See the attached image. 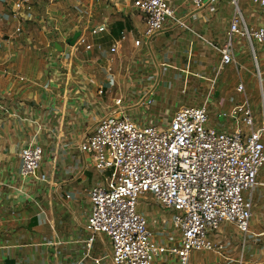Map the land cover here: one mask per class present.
Here are the masks:
<instances>
[{
  "label": "crops",
  "instance_id": "0c3cea01",
  "mask_svg": "<svg viewBox=\"0 0 264 264\" xmlns=\"http://www.w3.org/2000/svg\"><path fill=\"white\" fill-rule=\"evenodd\" d=\"M13 1H0V264H113L108 236L97 234L86 250L89 190L107 185L110 173L103 185L99 177L109 170H96L92 155L80 150L79 143L117 97L124 103L127 99V107L145 105L144 98H151L157 108L163 92L158 84L146 82L148 71L155 69L152 74L157 77L158 67L176 61L170 55L182 45L184 60L192 55L200 59L202 48L220 40L215 34L218 16L231 19L234 12L219 5L223 0L198 8L188 0H172L177 16L189 21V29L183 28L184 40L177 36L182 31L175 27L180 26L167 21L148 43L135 46L144 23L131 0H31L27 16L14 12ZM252 6L264 15L248 0L238 4L242 15ZM252 17L251 27L264 26L262 16ZM99 26L103 30L92 33ZM77 31L74 44L65 43ZM255 43L262 48V57H256ZM193 45L199 49L193 50ZM251 45L257 66V58L263 65L261 79L264 44L253 40ZM233 54L235 58L234 50ZM158 58L162 62L157 64ZM118 67L127 75L124 82ZM134 94L141 100L130 103L127 96ZM164 110L157 108L154 117L136 119L166 120ZM220 127L230 129L225 124ZM32 145L43 150L37 175L45 180L20 174L18 152ZM262 227L257 233L250 229L248 235H264Z\"/></svg>",
  "mask_w": 264,
  "mask_h": 264
},
{
  "label": "built area",
  "instance_id": "2783aa9c",
  "mask_svg": "<svg viewBox=\"0 0 264 264\" xmlns=\"http://www.w3.org/2000/svg\"><path fill=\"white\" fill-rule=\"evenodd\" d=\"M171 1L131 0L144 23L135 46L148 43L167 21L189 29ZM188 1L198 8L214 0ZM240 1L229 0L235 10L227 41L217 48L219 69L235 62L233 35L264 44V26L254 28L244 22ZM248 1L264 13V0ZM11 5L14 12L27 16L32 2L14 0ZM102 30L99 26L92 33ZM236 89L245 93L242 84ZM150 103L151 98L145 99V104ZM127 108L122 97L115 98L111 109L79 143L80 150L92 155L96 170L110 171L107 185L89 190L86 250L97 234H104L111 242L113 264H188L193 250L216 249L212 232L224 223L234 224L245 236L250 234L252 191L264 167V119L255 128L246 95L228 112L217 113L230 120L231 129L208 125L206 102L179 106L171 118L148 123L138 121ZM42 155L39 145L21 148L20 174L45 180L44 175H37ZM146 194L171 211V224L179 234L176 244L155 239L147 219L137 211L138 199Z\"/></svg>",
  "mask_w": 264,
  "mask_h": 264
},
{
  "label": "rangeland",
  "instance_id": "374dc122",
  "mask_svg": "<svg viewBox=\"0 0 264 264\" xmlns=\"http://www.w3.org/2000/svg\"><path fill=\"white\" fill-rule=\"evenodd\" d=\"M216 2L213 4V9L217 11L218 3ZM219 5L225 6L226 11H229L230 14L234 12V7L228 0H223ZM243 14L244 22L249 27L255 23L253 15L262 16L260 20L264 22V15L256 7L252 6L247 12L243 11ZM218 17L215 22V34L217 35L216 38L220 40L216 44L211 43L202 48L204 56H200L199 59L192 55L189 61L184 60L185 57L182 55L183 45L178 46L176 48L179 49L177 55H170L175 56L176 61H168L167 64L160 65L157 77L152 74L156 73L155 69L149 70V77L146 82L158 84L160 92H163L157 100V108L162 112L166 109L168 119L172 117L173 111L180 105H199L206 102L209 115L208 125L213 128H219L220 124H225L230 129L233 127L230 120L225 119L222 115L217 117V113L221 111L228 112L233 105L239 104L243 100L245 94L254 115L256 128L263 119L264 75L260 79L263 65L257 58L259 75L252 48L253 44L251 45L244 36L235 34L232 37L233 50L236 53L235 62L225 65L215 76L218 70L217 67L220 65L217 48L227 39V27L230 19V16L224 14ZM185 23L188 25L189 21L187 20ZM175 29L182 31L178 32L177 36L183 37L181 40L183 41L187 34L186 31L183 30V27H175ZM253 46L256 57L258 55L262 57V48L259 44L255 43ZM195 49H199V47L193 45V50ZM160 62H162V59L158 58L156 63ZM108 69L109 72L114 73L112 68ZM129 69H134V66H132V69L130 66ZM118 71H120L121 82H124L127 75H124L123 70L119 67ZM238 84L244 86V94L237 91ZM216 89H220L218 95H215ZM152 90L153 88L150 93ZM134 95L127 96L130 103L141 100L137 95ZM125 103L128 104L127 99ZM152 104L153 100L151 99L150 104L128 107L127 112L138 120L143 118L144 115L154 117L153 114H157V108L156 105ZM243 129L246 130L244 127ZM109 173V171L104 172L99 177L103 185L106 183V177ZM243 193L247 194L245 191ZM252 204L254 214L250 218L249 229L257 233L260 231V225L264 227V167L260 169L257 176V185L252 191ZM137 211L141 212L147 219L149 227L155 234V239L166 245L177 243L179 234L171 224V211L163 209L151 194L140 196ZM212 240L216 243V249L213 251L193 250L188 264H261L259 262L264 260V235L245 236L234 224L224 223L212 232ZM218 246H221L220 249H218ZM106 263L107 261H104V264Z\"/></svg>",
  "mask_w": 264,
  "mask_h": 264
},
{
  "label": "water",
  "instance_id": "95a60500",
  "mask_svg": "<svg viewBox=\"0 0 264 264\" xmlns=\"http://www.w3.org/2000/svg\"><path fill=\"white\" fill-rule=\"evenodd\" d=\"M78 35H79V31L75 32L71 38H67L65 40V43H67L69 45H73L75 40H76V38L78 37ZM58 49H59V47H58Z\"/></svg>",
  "mask_w": 264,
  "mask_h": 264
}]
</instances>
